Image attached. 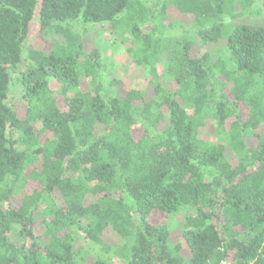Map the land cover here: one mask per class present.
I'll return each instance as SVG.
<instances>
[{"label": "trees", "instance_id": "obj_1", "mask_svg": "<svg viewBox=\"0 0 264 264\" xmlns=\"http://www.w3.org/2000/svg\"><path fill=\"white\" fill-rule=\"evenodd\" d=\"M258 5L161 0L154 14L141 0H0V264H264V28L233 24ZM37 7L52 48L27 52L20 115L10 74ZM167 9L203 48L193 55L184 37L172 78L158 72L159 25L142 30L154 17L180 28ZM105 24L137 43L149 88L105 93L100 54L73 28ZM184 207L196 212L182 223L188 259L149 219Z\"/></svg>", "mask_w": 264, "mask_h": 264}, {"label": "rangeland", "instance_id": "obj_2", "mask_svg": "<svg viewBox=\"0 0 264 264\" xmlns=\"http://www.w3.org/2000/svg\"><path fill=\"white\" fill-rule=\"evenodd\" d=\"M161 0H141L143 8L147 9L150 12L157 11V6ZM260 4V3H258ZM236 10H239V7L236 5ZM254 11H259V14L247 15L243 18L237 19L233 24L235 25H254L264 28V11L261 7L256 6ZM167 15L171 20L180 25V28L170 29L168 25L159 24V19L154 17L149 19V22L145 24V27L142 28L143 31L148 32L157 24V28L161 32L160 35V63L158 64V72L164 78H172L166 72V67L171 65L172 68H175V61L180 57L182 50L183 38L186 37L189 43H193L192 54L199 55L203 52V48L200 45L199 40L188 32L191 30V21L187 18H183L173 9H167ZM155 19V20H154ZM38 7L35 9L32 25L30 27L29 35L24 43V54L22 56V64L19 65L18 70L15 73L10 74V85L7 102H15L14 105L18 108L19 114H23V104H21L18 99L21 94V87L18 84V79L25 69L26 55L29 50H42L48 52L52 48L51 40L45 38L41 35L38 26ZM177 25V26H178ZM76 31L83 32V43L86 50L97 49L100 58H101V81L103 83L105 93L122 96L124 92L130 89H142L149 88L148 79L145 77L143 70L137 67L132 57L129 53V50L134 49L137 44L133 39L124 31H111L108 24L100 26H82L76 25L73 26ZM225 43L219 41L216 44H207V49L210 51L214 48H224ZM192 55V56H193ZM163 78V79H164ZM169 87L172 84H168ZM57 90L56 86H53ZM214 129L211 123L208 124L207 128L204 130L203 136L206 140L212 139ZM257 133L264 137V129L258 130ZM247 144L250 148H255L257 141L255 139H250L247 141ZM230 157V153L227 154ZM196 212L194 209L184 207L179 212L175 214H165L164 212L153 210L149 216L150 221L155 225L166 224L170 231L171 235L169 238V247L172 249L176 245H180V254L184 256L185 259L189 258V250L184 244L182 239L183 232V219L186 216L194 215ZM109 236L107 240L112 242L114 246L115 243L121 245L122 241L119 238L114 237L109 231ZM81 248V246H80ZM84 253V249L82 250Z\"/></svg>", "mask_w": 264, "mask_h": 264}, {"label": "built area", "instance_id": "obj_3", "mask_svg": "<svg viewBox=\"0 0 264 264\" xmlns=\"http://www.w3.org/2000/svg\"><path fill=\"white\" fill-rule=\"evenodd\" d=\"M221 264H228V263H226V262H223V263H221Z\"/></svg>", "mask_w": 264, "mask_h": 264}]
</instances>
